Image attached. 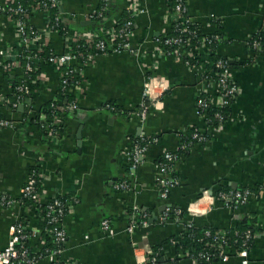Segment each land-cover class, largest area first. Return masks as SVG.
Returning a JSON list of instances; mask_svg holds the SVG:
<instances>
[{
	"label": "crops",
	"instance_id": "0c3cea01",
	"mask_svg": "<svg viewBox=\"0 0 264 264\" xmlns=\"http://www.w3.org/2000/svg\"><path fill=\"white\" fill-rule=\"evenodd\" d=\"M132 1L136 9L132 51L94 55L92 59L86 54L72 62V67L81 71L80 83L67 90L64 101L59 96L60 71L37 55L32 62L34 71L38 66L33 89L18 103L17 99L10 102L11 85L25 73L24 54L35 49L22 47L14 24L0 15V106L12 124L0 131V251L7 246L10 229L18 220L38 234L29 243L32 250L41 245L43 225L36 209L2 202L3 197L17 201L31 171L37 169L43 201L64 196L77 200L61 223L66 241L59 258L67 264H137L139 248H157L161 255L158 264H193L172 244L187 225L222 231L239 223L249 224L253 233L248 264H264V52L252 50L247 43L251 36L264 32V0H183L193 25L204 35L219 36L216 53L227 61L239 94L231 107L233 121L212 132L208 143H193L172 165L169 178L179 184L166 200L155 185V166L165 151L178 149L181 137L203 129L196 115V98L200 90L207 87L212 92L214 86L200 81L205 72L202 75L199 68L190 69L182 59L162 53L156 44L157 37L171 33L168 0ZM129 7V0H116L112 9L129 14ZM54 10L69 39L93 30L82 22L98 25L106 17L95 18L100 0H57ZM116 17L108 16L94 30L114 27ZM30 27L38 48L47 47L57 56L66 53L67 41L59 32L49 30L41 12L31 16ZM7 64L10 68L5 71ZM149 78L166 87L158 89L160 100L141 123L133 112ZM49 102L59 108L68 103L77 107L54 116L60 129L54 136L38 127L43 115L36 118L35 114ZM109 105L118 110L109 111ZM238 112L241 117L236 116ZM140 135L156 137L157 142L148 146L135 170L133 188L117 191L113 185L126 176L127 153ZM227 188L247 189L248 202L228 208L214 199ZM134 207L148 215L147 226L129 235L126 229ZM171 209L185 215L180 218L173 212L171 217ZM140 216L137 214V220ZM103 219L110 221L113 237L101 233ZM150 219L154 221L149 223ZM37 264H50V260L44 258ZM215 264H241V259L230 257L226 263Z\"/></svg>",
	"mask_w": 264,
	"mask_h": 264
},
{
	"label": "built area",
	"instance_id": "2783aa9c",
	"mask_svg": "<svg viewBox=\"0 0 264 264\" xmlns=\"http://www.w3.org/2000/svg\"><path fill=\"white\" fill-rule=\"evenodd\" d=\"M112 0H100V10L95 18L101 19L105 16L104 13L108 12L111 8ZM135 2L129 0V19L125 23L118 25V22L113 27L108 29H102L99 31H89L85 36L77 39L68 38L66 29L61 25L59 18L56 15L51 16V12L54 10L57 0H6L0 4V15L5 16L9 19L16 28L17 35L20 39V45L25 49H35V52L30 54H24L26 64L24 71L30 72L33 70L32 62L37 57L38 53L42 51V48H38V40L34 38V34L31 31L30 19L31 16L36 12H41L46 20L48 21L49 30L59 32L67 41V51L65 54L57 56L52 53L49 54L47 59L50 66L54 69H60L61 67H68L66 71L61 73V93L66 94L70 87L79 85L80 79L73 80L72 73L77 72L80 78V70L72 67L71 63L78 59L84 58L82 53L76 50L77 43H83L90 51L87 53L88 59H92L94 55H107L115 54L123 51H132L131 47V36H132V18L136 13V9L133 6ZM169 9L171 11V31L173 30L176 35L172 37H157L155 39L156 44L160 46L162 53L166 55H174L179 59H182L190 69L194 70L199 68L202 75V84L213 85L214 89L209 92V88L205 87L204 90H200L196 98V115L198 119L204 124L203 129H194L191 133L189 141H184L187 137H181V144L176 151H165L163 153V161L157 163L155 185L158 189L161 199L166 200L170 191L178 186L179 182L177 179L168 175L172 165L178 160L182 154L189 150L192 144H206L211 139L212 132H217L223 128L228 122H232L234 117L232 114L225 115L223 110L225 108L232 107L233 102L239 94V88L231 78V70L226 60L218 56L216 48L212 44L219 42V36L204 35L199 37L196 31H192L189 25H192L190 18L187 15L186 6L183 0H168ZM258 34V33H257ZM258 38L252 36L248 39V46L259 52H264V44H262ZM196 42V44H193ZM163 47L172 48V52L165 53ZM95 51V52H92ZM215 56L217 58H212ZM212 58V59H211ZM10 65H5V71H7ZM204 68V69H203ZM197 70V69H196ZM200 77V78H201ZM30 84L34 85V79H30ZM160 81H154V79H148L144 83V87L141 94L140 102L133 112V115L143 123L149 114L152 106L160 100L162 95L158 89H163L165 84L159 83ZM19 95L16 97L17 103L25 95L30 92L27 87L19 86L17 89ZM162 90V91H163ZM159 98V99H158ZM17 104H13L16 107ZM56 104H52V108L55 109L50 122H47L45 115L38 118V127L50 136H54L56 131L54 129V116L60 111L65 109H76L74 103L67 104L66 107L59 108ZM107 109L114 110L113 107L107 106ZM216 109L212 117L210 113ZM236 116L241 117V113H237ZM12 127V124L7 119H0V131L6 128ZM157 142L156 137H147L140 135L135 141H133L130 152L127 153V173L123 179L116 181L113 185L114 189L120 192L130 191L133 188L132 177L137 167L141 164L143 156L149 145ZM39 177L38 172L29 176L25 185L21 189L20 197L17 201L2 198V202L5 205L12 203H18L23 205V199H28L34 202L33 207L45 205V215L40 220L43 225V230L39 234V240L41 245L39 249L44 246L46 238L49 239L53 244L59 246L63 245L66 241V234L61 226V223L66 214L76 203L75 198L65 200L59 199L58 197L43 201L41 195L36 190V177ZM206 197H211L207 191H204ZM214 199L221 202L228 208H238L245 205L250 197L248 191H219L214 195ZM176 215H180L179 211L175 212ZM137 214L141 216L137 220ZM131 215V222L127 227L126 231L129 235H132L134 230L147 226L148 215L141 213L136 207L133 208ZM166 217H163V220ZM193 225L189 224L186 229L192 228ZM235 226L229 229H234ZM101 233L106 237H113L114 230L111 227V223L107 219H103L100 223ZM228 229L217 231L215 233L205 232V238L199 240L202 243L201 250H195L190 247L185 251L183 255L188 258L193 264H215V263H226L230 257H238L241 259V264H248V243L251 239L249 231L244 232L240 235V242L237 247H233L229 243ZM46 234V238L42 237V234ZM237 235V232H234ZM38 234H34L26 229V225L22 221H16L11 227L9 232V241L7 246L0 251V264H37L41 259L47 258L50 260V264H67L60 260L59 255L62 249H56L49 253L46 250L45 254H37L39 250H33L30 253L26 246L30 243L31 239L36 237ZM178 239L174 240L172 244H176ZM140 253L137 264H158V258L156 253L152 256V250L147 249H136ZM142 250V251H141ZM33 254V255H32ZM152 256V257H151Z\"/></svg>",
	"mask_w": 264,
	"mask_h": 264
},
{
	"label": "trees",
	"instance_id": "16d2710c",
	"mask_svg": "<svg viewBox=\"0 0 264 264\" xmlns=\"http://www.w3.org/2000/svg\"><path fill=\"white\" fill-rule=\"evenodd\" d=\"M55 13H56V11L55 10H53L52 12H51V16L52 15H55ZM105 14V16L106 15H108V16H110V17H114V15L115 16H117L116 18L118 19V25H121V24H123V23H125L126 21H128V20H130L129 19V14H127V13H122V14H118L117 12H114L113 11V9H109V11L108 12H106V13H104ZM112 15V16H111ZM99 20V19H98ZM189 28H190V30H192V31H196V33L198 34V40H199V37H203V34L199 31V28L197 27V25H189ZM95 31H97V30H95ZM174 35H176V33L172 30L171 31V33L167 36V37H172V36H174ZM166 37V36H165ZM253 38H258V37H261L260 39H259V41L262 43V44H264V32H261V33H258V34H255V35H253L252 36ZM163 38V37H162ZM193 44H196V42H193ZM217 45H218V43H214V44H212V46L213 47H217ZM75 46H78L77 48H76V50L77 51H79L80 53H82L83 54V56L84 55H86L90 50L83 44V43H81V42H79V43H77V45H75ZM163 50H164V52L165 53H170V52H172V48H169V47H163ZM33 52H35V50H33ZM92 52H95V51H92ZM49 53H50V51H49V49L47 48V47H45V48H42V51L41 52H39L38 53V57H39V59H41V61L44 63V64H46V65H49V63H47L48 61H47V59H48V57H49ZM212 58H217V57H215V56H212ZM211 58V59H212ZM222 58V57H221ZM80 60V59H79ZM225 60V59H224ZM21 62L24 64V60L23 59H21ZM26 60H25V64H26ZM50 66V65H49ZM35 71L34 70H32V71H30V72H26V73H24V76H23V79L22 80H16L12 85H11V90H12V95H10L8 98H9V100H10V102L11 101H15L16 100V97L19 95V93L17 92V88L19 87V86H25V87H27L28 88V90H29V92H31V90L33 89V87H32V85L30 84V79H36V76H37V73H38V70H37V68H38V66H37V64L35 65ZM67 69H69L68 67H61L60 69H58L59 71H60V73H63L64 71H66ZM72 79L75 81V80H79L80 78H79V75H78V73L77 72H74V73H72ZM12 82V81H11ZM10 82V83H11ZM59 93H60V99H62L63 101L64 100H66L67 98H66V96L65 95H63L62 93H61V82H60V91H59ZM52 104H54V103H47V104H45L44 106H42V108L40 109V110H37L36 111V118L39 116V115H45V117H46V120H47V122H50L51 121V119H52V116H53V114H55V109H53L52 108ZM69 104V103H68ZM110 106V105H109ZM6 107V106H5ZM110 107H113V109L114 110H110V109H108L109 111H111V112H116L118 109H117V107H115L114 105H112V106H110ZM216 111V109H214L211 113H210V116L212 117V115H213V113ZM223 112H224V114L227 116V115H230V113H231V110H230V108H225L224 110H223ZM67 113V111L65 112V114ZM68 113H69V111H68ZM64 114V115H65ZM0 119H5L4 118V116H3V114H2V112H1V106H0ZM54 129H55V131H59L60 129H59V127L58 126H55L54 127ZM194 131V130H193ZM192 131V132H193ZM191 132V133H192ZM191 133H188V134H186L187 136H190L191 135ZM138 138V137H137ZM136 138V139H137ZM135 138L133 139L134 141L136 140ZM189 139H190V137H187L186 139H184V141H189ZM186 152V151H185ZM184 152V153H185ZM163 161V158H161L160 159V161L158 162V163H160V162H162ZM37 172V169H33L32 171H31V173H30V176L31 175H33V174H35ZM35 177H36V190H37V192H39V194L41 195V193H40V191H41V189H40V185H41V179L37 176V175H35ZM222 191H225V192H227V191H232V190H230V189H222ZM236 191H239V192H244V191H248L247 189H239V190H236ZM59 199H61V200H63L64 201V203H65V200H68V199H70L71 197H68V196H64V197H58ZM23 205L24 206H26V207H33V204H34V202L33 201H31V200H28V199H23ZM36 211H37V214H38V217H39V219H41L42 217H44V215H45V205H40V206H36ZM176 212L175 211V209H171V211L168 213L171 217H173L174 216V213ZM185 215V213H183L182 211H181V213H180V218L182 217L183 218V216ZM178 216V217H179ZM252 229H251V227L249 226V224H242V223H239V224H236L235 225V228L234 229H228L227 231H228V239H229V243H230V245L231 246H233V247H237L238 245H239V242H240V235L241 234H243L244 232H246V231H249L250 232V234H251V239H250V242L248 243V251H250V248H251V243H252V236H253V233H252V231H251ZM205 232H210V233H215V232H217V231H214V230H212V229H201V228H198V227H195L194 225H193V227L192 228H189V229H186V228H184V231L180 234V236L178 237V241H177V243H176V245H175V251L176 252H179V251H182L183 252V250L185 251L187 248H190V247H193V248H195V250H201V248H202V243H204L205 242V240H203V242L202 243H200L199 242V240L200 239H202V238H204V239H206L205 238ZM234 232H237L238 234L237 235H235V233ZM42 237L43 238H46V234H42ZM26 246H27V248H28V251H30V253L31 252H33V250H32V248L30 247V245H29V243H27L26 244ZM63 247V245H59V246H57V245H55V244H53L49 239H47L46 238V240H45V243H44V246H42L40 249L38 248V249H36V250H39L38 252H36L37 254H45L46 253V250H48L49 251V253H51L52 251H54V250H56V249H63L62 248ZM156 253H158V249L157 248H152V256H154ZM33 255V254H32ZM151 256V257H152ZM156 258H158V260L157 261H159V259L161 258V255L158 253V255H157V257ZM183 258L184 259H188L187 257H185L184 255H183ZM203 264V263H202Z\"/></svg>",
	"mask_w": 264,
	"mask_h": 264
},
{
	"label": "water",
	"instance_id": "95a60500",
	"mask_svg": "<svg viewBox=\"0 0 264 264\" xmlns=\"http://www.w3.org/2000/svg\"><path fill=\"white\" fill-rule=\"evenodd\" d=\"M115 3H116V0H112L111 1V5H112L111 6V9L114 8ZM107 17H108V15H106V17L103 20L99 21L98 25H96L94 23H91L90 21L82 22L81 25L84 26L85 28L90 27L91 29L94 30V29H96V27H98L99 25H101L107 19ZM21 107H22V105L20 106V108ZM80 132H81V128L79 129V131L77 133V139H78V141L81 140V133ZM163 209H164V206L161 208V211H163ZM153 221H154V219H150L149 220V223H152Z\"/></svg>",
	"mask_w": 264,
	"mask_h": 264
}]
</instances>
